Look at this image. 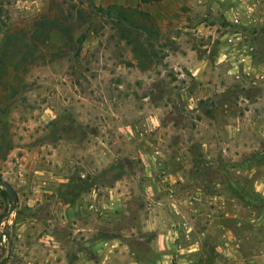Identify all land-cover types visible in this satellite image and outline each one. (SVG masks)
<instances>
[{"label":"rangeland","instance_id":"374dc122","mask_svg":"<svg viewBox=\"0 0 264 264\" xmlns=\"http://www.w3.org/2000/svg\"><path fill=\"white\" fill-rule=\"evenodd\" d=\"M220 2L0 0V264H264V86L217 63Z\"/></svg>","mask_w":264,"mask_h":264},{"label":"crops","instance_id":"0c3cea01","mask_svg":"<svg viewBox=\"0 0 264 264\" xmlns=\"http://www.w3.org/2000/svg\"><path fill=\"white\" fill-rule=\"evenodd\" d=\"M219 1L230 30L218 46L217 63L227 57L233 71L255 76L251 85L264 86V0ZM227 38L231 41L228 44Z\"/></svg>","mask_w":264,"mask_h":264},{"label":"trees","instance_id":"16d2710c","mask_svg":"<svg viewBox=\"0 0 264 264\" xmlns=\"http://www.w3.org/2000/svg\"><path fill=\"white\" fill-rule=\"evenodd\" d=\"M144 1H148V0H144ZM100 12H102L100 10ZM31 29L29 30L28 33H30L32 36L35 33H40V34H47L50 33L54 30H59L61 29V25L58 23V21H56L55 19H38L33 21V23L31 24ZM10 35H6L5 36V41L3 42V45L0 47V69L4 68V64H5V58L8 54L7 51V43L6 40L9 38Z\"/></svg>","mask_w":264,"mask_h":264},{"label":"water","instance_id":"95a60500","mask_svg":"<svg viewBox=\"0 0 264 264\" xmlns=\"http://www.w3.org/2000/svg\"><path fill=\"white\" fill-rule=\"evenodd\" d=\"M0 187H2L8 194V196L10 197V199L12 200L13 204H15L16 201V195L13 191V189L11 188V186L9 184H7L5 181H3L0 178ZM12 211V209L10 210V212Z\"/></svg>","mask_w":264,"mask_h":264}]
</instances>
